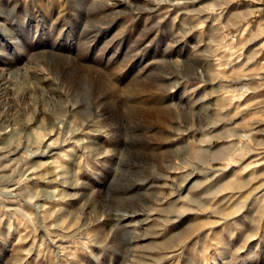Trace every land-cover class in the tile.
Masks as SVG:
<instances>
[{"label": "rangeland", "instance_id": "1", "mask_svg": "<svg viewBox=\"0 0 264 264\" xmlns=\"http://www.w3.org/2000/svg\"><path fill=\"white\" fill-rule=\"evenodd\" d=\"M0 264H264V0H0Z\"/></svg>", "mask_w": 264, "mask_h": 264}, {"label": "bare ground", "instance_id": "2", "mask_svg": "<svg viewBox=\"0 0 264 264\" xmlns=\"http://www.w3.org/2000/svg\"><path fill=\"white\" fill-rule=\"evenodd\" d=\"M224 184H227V182H225ZM224 184H223V185H224ZM223 185H222V186H223Z\"/></svg>", "mask_w": 264, "mask_h": 264}]
</instances>
